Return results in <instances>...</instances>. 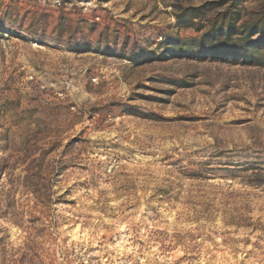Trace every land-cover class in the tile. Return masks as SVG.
I'll use <instances>...</instances> for the list:
<instances>
[{
    "label": "rangeland",
    "instance_id": "obj_1",
    "mask_svg": "<svg viewBox=\"0 0 264 264\" xmlns=\"http://www.w3.org/2000/svg\"><path fill=\"white\" fill-rule=\"evenodd\" d=\"M0 264H264V0H0Z\"/></svg>",
    "mask_w": 264,
    "mask_h": 264
},
{
    "label": "trees",
    "instance_id": "obj_2",
    "mask_svg": "<svg viewBox=\"0 0 264 264\" xmlns=\"http://www.w3.org/2000/svg\"><path fill=\"white\" fill-rule=\"evenodd\" d=\"M241 4L244 0H233ZM237 18L230 20L229 26H225V21L222 23L220 28L206 31L202 36L203 40L199 44L200 48L207 47L211 48L212 51L223 50L236 56L250 57L254 56L256 49H260L261 43L255 41L253 36L263 32L258 24L248 25L246 23L240 25V32H234L231 26H235ZM236 35V37H234Z\"/></svg>",
    "mask_w": 264,
    "mask_h": 264
},
{
    "label": "built area",
    "instance_id": "obj_3",
    "mask_svg": "<svg viewBox=\"0 0 264 264\" xmlns=\"http://www.w3.org/2000/svg\"><path fill=\"white\" fill-rule=\"evenodd\" d=\"M56 2H57V3H60V0H56ZM85 8H87V6H86Z\"/></svg>",
    "mask_w": 264,
    "mask_h": 264
}]
</instances>
